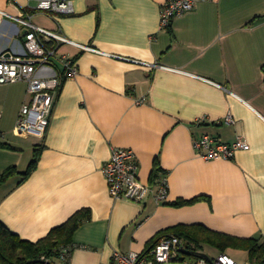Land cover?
Returning a JSON list of instances; mask_svg holds the SVG:
<instances>
[{"label": "crops", "instance_id": "obj_1", "mask_svg": "<svg viewBox=\"0 0 264 264\" xmlns=\"http://www.w3.org/2000/svg\"><path fill=\"white\" fill-rule=\"evenodd\" d=\"M164 1L73 0L63 14L0 0V54L24 50L13 17L73 42L46 41L77 73L63 78L44 137L15 130L27 83H0V174L14 170L0 185V222L37 241L85 212L56 264H118L115 250L143 252L178 226L264 240V0L198 2L162 29ZM203 134L249 149L206 160L192 143ZM117 147L134 151L142 182L167 175L165 202L111 196L101 168Z\"/></svg>", "mask_w": 264, "mask_h": 264}, {"label": "built area", "instance_id": "obj_2", "mask_svg": "<svg viewBox=\"0 0 264 264\" xmlns=\"http://www.w3.org/2000/svg\"><path fill=\"white\" fill-rule=\"evenodd\" d=\"M72 1L39 0L36 9L46 13L69 14L73 12ZM203 1L212 0H165L160 9V27L167 29L174 18L182 16L192 10L198 2ZM13 18L26 28L23 41L24 50L20 54L9 51L0 54V83L17 81L27 83L28 98L19 111L15 130L24 135L44 137L57 90L63 78L74 76L77 73L76 64L65 56L59 58L56 55V48H48L46 41H52L55 47L59 43L73 42L59 32H51L33 25L28 18ZM55 61L60 62L63 71H59L55 66ZM43 70L51 71V73L43 72ZM225 121L232 123L234 120L228 115ZM2 138L3 133L0 130V141ZM192 143L196 153L206 160L230 159L235 156L236 152L249 149V144L243 139L224 142L209 134L193 137ZM101 173L114 199L142 203L148 195L152 194L156 203L166 201L167 175H162L155 186L142 182L138 177V162L132 149L112 148L111 157L101 168ZM181 248L187 251L202 252L179 236L168 234L161 236L143 252L123 253L115 250L113 258L118 264H256L249 259L239 261L225 252H219L215 257L207 255L208 260L202 256L182 252ZM70 252V247H62L57 260L66 261ZM186 256L188 258H185ZM258 264H264V261Z\"/></svg>", "mask_w": 264, "mask_h": 264}, {"label": "trees", "instance_id": "obj_3", "mask_svg": "<svg viewBox=\"0 0 264 264\" xmlns=\"http://www.w3.org/2000/svg\"><path fill=\"white\" fill-rule=\"evenodd\" d=\"M37 151H35L33 159L23 173V179L34 170L38 160ZM13 172V168H10L0 174V185ZM187 202L190 201H178L176 204L180 205ZM84 215V211H77L66 222L52 228L47 235L37 241L20 239L0 222V264H56L54 259L59 256L60 249L72 246V235ZM174 234L191 242L196 247L203 242L218 248L221 252L227 248L242 249L247 251L248 259L251 262L258 264L264 261V240L239 238L212 231L201 225L178 226L174 228Z\"/></svg>", "mask_w": 264, "mask_h": 264}, {"label": "rangeland", "instance_id": "obj_4", "mask_svg": "<svg viewBox=\"0 0 264 264\" xmlns=\"http://www.w3.org/2000/svg\"><path fill=\"white\" fill-rule=\"evenodd\" d=\"M186 241V240H185ZM188 242V241H187ZM190 245L195 246L191 242H188ZM197 249L201 250L205 254H207L210 257H215L219 252H221L218 248L211 247L207 245L206 243H200L199 246L196 247ZM226 254L229 256L239 260L243 261L245 259H248L247 251H244L242 249H236V248H227L224 250ZM185 258H188L187 256Z\"/></svg>", "mask_w": 264, "mask_h": 264}, {"label": "water", "instance_id": "obj_5", "mask_svg": "<svg viewBox=\"0 0 264 264\" xmlns=\"http://www.w3.org/2000/svg\"><path fill=\"white\" fill-rule=\"evenodd\" d=\"M181 251H182V252H185V253H187V254H190V255H198V256H202V257H204V258H206V259L209 260V257L207 256V254H205V253H203V252L187 251V250L184 249V248H181Z\"/></svg>", "mask_w": 264, "mask_h": 264}]
</instances>
